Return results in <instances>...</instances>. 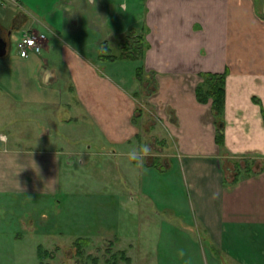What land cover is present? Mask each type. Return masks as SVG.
Wrapping results in <instances>:
<instances>
[{
    "label": "crops",
    "instance_id": "0c3cea01",
    "mask_svg": "<svg viewBox=\"0 0 264 264\" xmlns=\"http://www.w3.org/2000/svg\"><path fill=\"white\" fill-rule=\"evenodd\" d=\"M0 29V197L57 194L69 155L91 147H112L132 174L141 164L127 153L148 143L144 170L189 194L194 220L170 236L197 228L204 264H264V0H0ZM26 32L44 35L27 58ZM133 36L140 53L123 56ZM211 76L223 77L220 115L197 97ZM52 122L102 137L37 149Z\"/></svg>",
    "mask_w": 264,
    "mask_h": 264
},
{
    "label": "rangeland",
    "instance_id": "374dc122",
    "mask_svg": "<svg viewBox=\"0 0 264 264\" xmlns=\"http://www.w3.org/2000/svg\"><path fill=\"white\" fill-rule=\"evenodd\" d=\"M41 128L51 129V137L46 133L35 142L37 149L69 150L72 145L87 150L98 141L95 136L102 137L82 122ZM151 147L154 155L157 148ZM111 148L91 147L94 153L70 159L64 154L67 179L55 195L0 197V264H40L39 247L47 251L44 262L49 264H92L91 257L98 264H184L188 256L193 264H204L205 244L197 228L190 239L178 234L188 228H176L170 236L173 224L182 227L194 220L184 184L168 182L158 165L147 170L139 165L130 174L127 162L108 153ZM78 239L89 242L79 246ZM181 248L185 257L178 255Z\"/></svg>",
    "mask_w": 264,
    "mask_h": 264
},
{
    "label": "trees",
    "instance_id": "16d2710c",
    "mask_svg": "<svg viewBox=\"0 0 264 264\" xmlns=\"http://www.w3.org/2000/svg\"><path fill=\"white\" fill-rule=\"evenodd\" d=\"M139 45H140V38H137L134 36L131 37L130 40H127L125 44H123L122 55L129 56V57L137 56L140 53ZM210 78H211V85L209 89L205 91L203 87L200 86L197 89V97L200 100L204 101L207 96H211L213 98L214 109L216 111V114L220 115L222 105H223V97H224L223 77L217 78L215 76H211L209 77V79ZM217 140L219 142L221 141L220 136L217 138ZM88 242H89L88 239H85V240L78 239L75 241V243L78 244L79 246L86 245ZM37 250H38V258H39L40 264H49V263L44 262V258L48 256L47 251L43 250L41 247H39ZM118 255H120V253ZM121 257H124V256L121 255ZM91 260H92V264H98L99 260L97 257H91ZM113 264H116V263L113 262Z\"/></svg>",
    "mask_w": 264,
    "mask_h": 264
},
{
    "label": "clouds",
    "instance_id": "9594fccd",
    "mask_svg": "<svg viewBox=\"0 0 264 264\" xmlns=\"http://www.w3.org/2000/svg\"><path fill=\"white\" fill-rule=\"evenodd\" d=\"M7 139H8V137L6 134L0 133V141H7ZM151 153H152L151 145L148 143H144L142 145H139L136 148H133L131 151H129L127 153V157L129 160L136 161L137 163L143 165V164H145L147 157L149 155H151ZM29 165L32 167L31 164H26V165H24V167L29 166ZM34 169H36L37 173H39V169H38L37 165ZM178 255L180 257H185V250L183 248L178 249ZM184 264H193L192 258L190 256L186 257L184 259Z\"/></svg>",
    "mask_w": 264,
    "mask_h": 264
},
{
    "label": "built area",
    "instance_id": "2783aa9c",
    "mask_svg": "<svg viewBox=\"0 0 264 264\" xmlns=\"http://www.w3.org/2000/svg\"><path fill=\"white\" fill-rule=\"evenodd\" d=\"M43 34L26 32L18 42V50L22 57H29L31 53H39L43 47Z\"/></svg>",
    "mask_w": 264,
    "mask_h": 264
},
{
    "label": "water",
    "instance_id": "95a60500",
    "mask_svg": "<svg viewBox=\"0 0 264 264\" xmlns=\"http://www.w3.org/2000/svg\"><path fill=\"white\" fill-rule=\"evenodd\" d=\"M5 46H6L5 36L3 35V32L0 29V55H2L3 52L5 51Z\"/></svg>",
    "mask_w": 264,
    "mask_h": 264
}]
</instances>
